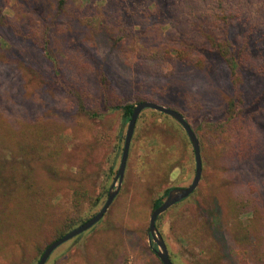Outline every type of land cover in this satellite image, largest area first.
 I'll return each instance as SVG.
<instances>
[{
  "label": "rangeland",
  "instance_id": "rangeland-1",
  "mask_svg": "<svg viewBox=\"0 0 264 264\" xmlns=\"http://www.w3.org/2000/svg\"><path fill=\"white\" fill-rule=\"evenodd\" d=\"M58 1L11 0L4 10L14 28H0V113H5L9 121L15 115L33 117L42 109L51 118L63 111L62 118L68 125L60 139L65 148L60 170L66 171L77 163L74 156L79 152V142L71 123L76 113L70 107L64 108V99L50 90V86L39 89L40 85L35 83L39 74L50 79L47 63L35 47L23 40V35L29 26H36L39 18L53 27L51 40L57 44L53 52L59 49L69 55L71 62L76 60L96 69L102 67L118 87L123 105L136 103L138 94L149 95L159 104L176 105L187 114L200 139L210 124L228 122L226 109L234 91L221 64L205 70L174 66L169 67L165 76L152 77L130 69L121 52L112 47L107 32L116 28L133 41L140 30L144 29L145 33L147 26L157 23L156 17L148 23L147 16L159 0H68L62 11L58 9ZM227 1L243 13L248 26L259 28L264 42V0ZM88 21L99 26L94 29L85 23ZM148 41L152 46L158 40L143 39ZM95 74L86 70L85 76L101 115L94 120L96 136L109 133L111 138L107 144L105 138V146L96 151L91 172L96 177V196L100 199L88 216L98 213L107 200L120 166L128 127L123 110H112L101 96ZM244 90L247 100L255 101L264 91V78H251ZM250 108L245 109L247 116L252 114ZM252 109L253 118L249 121L252 128L246 133H253L260 142L259 155L244 161L223 162L211 157L207 170L202 157L205 171L198 187L200 191L179 208L168 211L159 226L175 264H261L237 255L228 217L230 209L222 202L223 195L225 201L234 203L239 195L248 193L264 209V100ZM242 131L229 129L217 142L230 145L242 136ZM168 167L174 169L170 176H167ZM77 171L76 167L69 170ZM194 175V150L182 126L154 115L150 109L144 110L136 125L120 192L104 219L79 238L59 247L46 264H162L155 252L156 244H150L148 237L153 203L166 197L167 189L189 186ZM53 203L71 212L72 190L62 189ZM52 239L48 231L31 243L26 255L15 264H37ZM0 264H8L2 253Z\"/></svg>",
  "mask_w": 264,
  "mask_h": 264
},
{
  "label": "trees",
  "instance_id": "trees-1",
  "mask_svg": "<svg viewBox=\"0 0 264 264\" xmlns=\"http://www.w3.org/2000/svg\"><path fill=\"white\" fill-rule=\"evenodd\" d=\"M10 1L0 0L1 29L14 28L11 18L4 14ZM67 3L68 0H59V11L65 9ZM154 5L147 22L150 23L155 17L158 22L147 26L145 33L144 29L140 30L133 41H129V36L116 28L107 32L112 47L121 52L130 69L152 77H163L169 67L174 66L205 70L214 67V64H221L226 68L234 93L227 104L228 122L210 124L204 136L199 138L205 168L207 170L211 157L223 162L226 159L244 161L259 155L260 142L253 133L246 131L252 128L249 122L253 118L252 106L257 108L263 102L264 91L251 102L247 100L244 90L251 78H264V61L261 60L264 57V42L259 35V28L248 26L243 13L227 0H159ZM35 13L39 14L38 11ZM85 23L94 29L99 26L89 21ZM52 30V26L39 18L35 27L29 26L23 40L35 47L47 63L50 79L40 74L36 76L35 83L40 85L38 88L50 86V90L53 89L64 99V108L70 107L76 113L71 123L79 142V152L74 156L77 163L66 171L60 170L65 151L60 139L68 125L62 118L63 111L51 118L42 109L34 113L33 117L15 115L9 121L5 113H0V253L8 264L20 261L30 244L43 238L48 231L53 239L44 251L97 214L88 216L100 199L96 196L97 182L91 169L95 165L96 151L105 146V138H108L105 139V143H108L111 135L96 136L94 120L101 118V115L95 106L96 97L91 95L86 70L96 73L101 96H104L112 110H123L126 122H129L137 104L147 101L159 104L149 95L138 94L136 103L123 105L118 87L102 67L96 69L79 64L76 60L71 62L69 55L59 49L53 52V46L57 47V44L51 40ZM152 37L158 40L152 46H149L150 41L143 42V39L150 40ZM166 107L178 111L189 122L187 114L176 105ZM248 107H251L249 112L252 113L249 116L245 113ZM151 112L176 123L165 114ZM229 129L243 130L242 136L230 145L218 143L217 139ZM71 167H76L78 171L69 172ZM169 168L167 176L174 172V169ZM65 187L72 190L71 212L53 203ZM170 190H166V197ZM166 197L156 199L153 210ZM237 199L231 203L225 201L224 195L222 197L224 207L226 202L230 209L228 217L237 255L240 259L243 257L264 264V209L258 207L256 202L259 200H251L248 193L239 195ZM187 201L184 200L169 211ZM221 208L224 211L223 205ZM165 215L158 219V230ZM241 216L245 218L241 219ZM166 245L169 249L167 242ZM170 258L175 264L171 252Z\"/></svg>",
  "mask_w": 264,
  "mask_h": 264
},
{
  "label": "water",
  "instance_id": "water-1",
  "mask_svg": "<svg viewBox=\"0 0 264 264\" xmlns=\"http://www.w3.org/2000/svg\"><path fill=\"white\" fill-rule=\"evenodd\" d=\"M147 109L165 114L173 118L177 123H179L186 132L194 150L195 175L192 183L187 187H177L170 190L164 202L159 207L153 210L150 217L149 230H148V237L150 244L152 243L156 244L157 249L155 250V252L159 260L162 262V264H174L170 258V253L166 245V242L158 230L157 222L160 216L167 213L175 205L190 198L197 191L203 175L201 144L196 132L191 127L187 119L181 113L169 107L149 101L141 102L137 104L134 108V111L128 122L120 166L117 171V174L115 175L114 181L109 189L107 200L103 205V207L101 208V210L92 218H90L88 221L74 228L73 230L68 232L65 236L50 244L48 248L43 252L37 264H46L49 258L51 257V255L54 253V251H56L59 247L75 239L76 237L84 234L85 232L91 230L104 219L105 215L109 211L114 200L116 199L117 195L120 192L124 180L125 171L127 168V162L130 154L131 143L136 129V125L142 112Z\"/></svg>",
  "mask_w": 264,
  "mask_h": 264
}]
</instances>
